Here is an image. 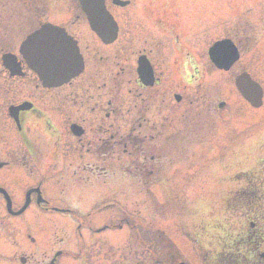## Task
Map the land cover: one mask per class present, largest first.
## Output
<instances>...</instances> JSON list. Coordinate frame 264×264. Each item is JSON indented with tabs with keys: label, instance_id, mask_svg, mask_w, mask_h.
<instances>
[{
	"label": "flooded vegetation",
	"instance_id": "1",
	"mask_svg": "<svg viewBox=\"0 0 264 264\" xmlns=\"http://www.w3.org/2000/svg\"><path fill=\"white\" fill-rule=\"evenodd\" d=\"M74 1L71 10L64 11L61 0H0V74L7 78L6 84H0V137L4 127L11 128L13 150L18 155L11 150L12 156L0 169L12 166L31 172L35 168L56 174L65 170L66 159L87 158L83 165L87 179L103 177L105 187L113 186L109 189L120 195L103 199L89 219L74 206L65 208L45 198L39 211L46 216L59 214L71 227L66 230L67 226L50 221L63 236L54 242L58 249L39 261L29 252L31 234L22 233L19 261L60 264L67 258L81 264H264V189L246 183L236 191V173L231 177L234 190L224 206L235 220L236 202L243 199L238 207L241 225L219 219L207 238L206 225H199L194 236L187 229L189 222L178 224L185 240L182 246L167 239L170 245H156L146 256L140 255L145 250L138 244L126 245L119 253L104 248L103 237L110 231L129 229L138 237V227H154L153 221L142 220L143 208L128 212L132 199L126 197L128 190H154L147 198L132 200L155 217L169 199L160 202L155 190L172 195L169 190L179 180L173 143L180 140L177 134L189 119L194 99L204 97L206 72L201 62L205 53L199 56L185 41L191 24L181 0H145L132 14L133 0H125L128 3L123 6L105 0L116 24L105 23L102 33L108 39L116 34L113 42L100 37L79 1ZM45 23L64 28L84 59L82 73L62 86L42 85L21 52L25 39ZM148 27L157 33L152 34ZM4 56L21 75L10 74L15 70L4 67ZM43 184L39 180L41 188ZM0 201H5L1 194ZM110 212L117 216L107 219ZM102 214L106 216L99 220ZM57 232L53 230L52 237ZM15 256H6L4 261L13 264Z\"/></svg>",
	"mask_w": 264,
	"mask_h": 264
},
{
	"label": "rangeland",
	"instance_id": "2",
	"mask_svg": "<svg viewBox=\"0 0 264 264\" xmlns=\"http://www.w3.org/2000/svg\"><path fill=\"white\" fill-rule=\"evenodd\" d=\"M144 1L133 0L130 13ZM61 2L64 11L71 10L75 4L74 0ZM181 4L191 24L185 41L199 56L204 57L205 53L201 62L206 72L203 89L205 98L194 99L189 119L184 129L177 134L180 140L173 143L175 177L179 180L176 181L175 187L169 190L172 195L167 192V195H161L159 190H155L161 197L160 202L164 197L169 198L162 207L163 211L155 217L133 201V198L149 197L154 190H128L126 197L133 199L128 201V212L143 208L142 220L153 221L154 227H138V237H134V233L129 229L106 233L103 237L107 242L104 248L112 253H119L126 245L131 248L132 244H138V247L141 246L145 250L140 255L146 256V252L153 251L156 245H170L166 242L167 239L182 246L185 240L177 226L185 225L186 222H189L187 229L191 230L194 236L199 225H206L207 238L219 219L230 221L232 224L236 220V224L241 225L238 207L243 199L236 202L235 220L225 211L224 206L231 189L234 190L235 182L231 179L234 173L236 191L243 189L246 183L253 182L259 183V187L264 189V100L260 108H253L241 96L234 83L237 74L247 71L262 85L264 91V0H181ZM114 10L115 13L118 12V8ZM133 20L136 21L134 18ZM149 31L152 34L156 32L150 28ZM225 37L233 38L239 47L240 55L231 69L221 71L210 62L208 48L214 41ZM1 75L0 84L4 85L7 78ZM221 100L227 103L223 110H219L217 106ZM1 134L0 161H8L12 156L11 150L16 147L14 135L8 126L4 127ZM13 152L17 157L16 151ZM70 161L73 165L68 164ZM87 161V158L75 156L74 160L66 159L65 170L56 174L41 173L35 168L31 172H24L18 167H3L0 169V184L5 183L8 186L17 206L27 188L42 179L44 198L52 199L65 208L74 206L82 214L99 205L103 199L109 198V195L116 198L120 195L115 189H109L113 186L105 187L103 177L87 179L88 174L83 169ZM105 216L102 214L98 219L103 220ZM107 216V219H114L117 215L110 212ZM50 221L67 226L66 230L71 227L70 221L60 219L59 214L46 216L35 207L23 217H9L5 212V204L0 201V264H9L4 259L14 254L16 259L13 264L21 263L18 258L23 256L20 251L22 233H30L35 239L36 243H30L29 252L34 253L38 261L47 252L50 254L56 249L54 242L63 234L61 229L53 227ZM53 230L58 231L54 237ZM76 251L77 246L74 245V252ZM64 259L66 260L62 259L60 264H81L75 259L74 263L71 259Z\"/></svg>",
	"mask_w": 264,
	"mask_h": 264
},
{
	"label": "water",
	"instance_id": "3",
	"mask_svg": "<svg viewBox=\"0 0 264 264\" xmlns=\"http://www.w3.org/2000/svg\"><path fill=\"white\" fill-rule=\"evenodd\" d=\"M90 0H82L85 5V10L89 12L86 7L91 6ZM118 4H125L120 0H115ZM48 29L39 32L35 37L29 39V43L40 41L45 43H55L58 49H54V54H49L51 51H46L47 56L45 60H30V65L35 70L44 84L51 85L55 82L62 83L70 79L74 73L79 72V68H74V59L76 48L74 42L65 35L55 32H48ZM39 37V38H37ZM37 38V39H35ZM35 39V40H34ZM59 53V54H56ZM66 53V57H64ZM211 60L220 68L228 69L235 60L239 58V53L235 45L230 40L219 41L209 50ZM56 57V58H55ZM76 69V70H75ZM75 71V72H74ZM55 78V80L53 79ZM52 79V80H50ZM236 86L241 94L254 106L260 107L262 105L263 90L262 87L251 79L248 73H243L236 77ZM9 204V203H8ZM10 205V204H9Z\"/></svg>",
	"mask_w": 264,
	"mask_h": 264
}]
</instances>
